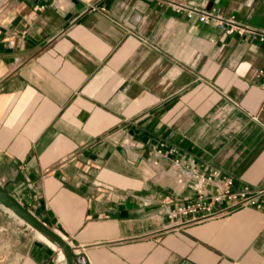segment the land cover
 <instances>
[{
    "label": "crops",
    "instance_id": "crops-1",
    "mask_svg": "<svg viewBox=\"0 0 264 264\" xmlns=\"http://www.w3.org/2000/svg\"><path fill=\"white\" fill-rule=\"evenodd\" d=\"M258 31L264 0H0V183L89 264H264L263 208L169 215L193 170L264 188ZM18 249L0 264L49 256Z\"/></svg>",
    "mask_w": 264,
    "mask_h": 264
},
{
    "label": "built area",
    "instance_id": "built-area-1",
    "mask_svg": "<svg viewBox=\"0 0 264 264\" xmlns=\"http://www.w3.org/2000/svg\"><path fill=\"white\" fill-rule=\"evenodd\" d=\"M53 2L54 0H47ZM186 15L188 18L195 19L204 24H216L227 34L236 32L244 34L253 32L246 25L238 23L233 16H225L218 9H206L203 7H186ZM260 41L264 42V32L258 31ZM264 83V71H260ZM262 112L264 113V101L262 104ZM193 178L197 181L191 186L198 193L196 199L187 203H179L169 211L172 217L184 216L186 221L197 220L211 215H220L229 212L235 207L241 206H259L264 209V204L258 202V199L264 194V188L254 191L249 187L233 190V180L227 176H223L217 171L200 174L195 170L192 172ZM216 189V192H214Z\"/></svg>",
    "mask_w": 264,
    "mask_h": 264
},
{
    "label": "rangeland",
    "instance_id": "rangeland-1",
    "mask_svg": "<svg viewBox=\"0 0 264 264\" xmlns=\"http://www.w3.org/2000/svg\"><path fill=\"white\" fill-rule=\"evenodd\" d=\"M35 241H41L42 254L49 255L43 264H62L63 260L59 257L61 256L59 246L57 248L50 242L48 243L46 240L38 238L35 228L33 229L26 223L19 221L17 217L0 205V246L7 242H15L18 245V250L26 253L28 251L31 252Z\"/></svg>",
    "mask_w": 264,
    "mask_h": 264
},
{
    "label": "water",
    "instance_id": "water-1",
    "mask_svg": "<svg viewBox=\"0 0 264 264\" xmlns=\"http://www.w3.org/2000/svg\"><path fill=\"white\" fill-rule=\"evenodd\" d=\"M0 205L9 208L19 219L33 229L43 233L48 239L53 240L65 254V264H89L88 260L81 254L74 251L70 242L50 225H46L35 213L30 212L17 198H15L0 183ZM83 258V259H82Z\"/></svg>",
    "mask_w": 264,
    "mask_h": 264
},
{
    "label": "bare ground",
    "instance_id": "bare-ground-1",
    "mask_svg": "<svg viewBox=\"0 0 264 264\" xmlns=\"http://www.w3.org/2000/svg\"><path fill=\"white\" fill-rule=\"evenodd\" d=\"M4 207V206H3ZM4 209L6 210V211H8V212H10L12 215H14L15 217H17L9 208H7L6 206L4 207ZM18 218V217H17ZM18 220L19 221H21V222H24L21 218L19 219L18 218ZM36 230V232H37V236L39 237V238H41V239H43V240H46L48 243L50 242L53 246H55V247H57L58 245L54 242V241H52V240H50V239H48L43 233H41L40 231H38L37 229H35ZM62 236H64V235H62ZM58 248V247H57ZM59 252H60V254H61V256H59V257H61V259L63 260V262H62V264H65V254H63V252H62V250H61V248H59ZM60 259V258H59ZM61 260V261H62Z\"/></svg>",
    "mask_w": 264,
    "mask_h": 264
}]
</instances>
